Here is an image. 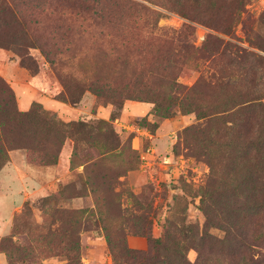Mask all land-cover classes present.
<instances>
[{
	"label": "rangeland",
	"instance_id": "1",
	"mask_svg": "<svg viewBox=\"0 0 264 264\" xmlns=\"http://www.w3.org/2000/svg\"><path fill=\"white\" fill-rule=\"evenodd\" d=\"M259 132L264 0H0V264H227Z\"/></svg>",
	"mask_w": 264,
	"mask_h": 264
},
{
	"label": "trees",
	"instance_id": "2",
	"mask_svg": "<svg viewBox=\"0 0 264 264\" xmlns=\"http://www.w3.org/2000/svg\"><path fill=\"white\" fill-rule=\"evenodd\" d=\"M54 1L48 0V3ZM247 120H249V117L245 118L241 116V122L245 123ZM243 137V134L235 131L236 139H243ZM256 137L259 138L257 140L259 147L257 154L264 158V132L257 133ZM2 153L3 150L0 148V157ZM261 170L260 168L256 169L252 167L249 174L237 176V203H240V206L237 205L239 206L237 208H242L237 210V230L234 229V225L227 223L228 226L223 231L226 233L224 240H233L236 245L240 246V249L238 248L237 250V247H235V250L232 249L229 252L226 257L228 260L227 264H237V257L239 255L240 261L245 260L247 257L250 264H264V187L260 175ZM46 200L42 199L43 202ZM242 210L244 212L248 211V214L243 215ZM158 244L160 246L159 241L157 242ZM158 253L161 255L160 249ZM207 261L208 258H203L201 263L199 260L197 264H207ZM179 264L189 263L184 261Z\"/></svg>",
	"mask_w": 264,
	"mask_h": 264
},
{
	"label": "crops",
	"instance_id": "3",
	"mask_svg": "<svg viewBox=\"0 0 264 264\" xmlns=\"http://www.w3.org/2000/svg\"><path fill=\"white\" fill-rule=\"evenodd\" d=\"M21 201H22V199H20V201H19L17 204L14 205L13 210L18 208V206H19V204L21 203ZM13 210H12V211H13Z\"/></svg>",
	"mask_w": 264,
	"mask_h": 264
}]
</instances>
